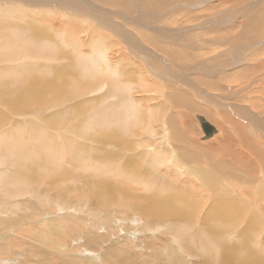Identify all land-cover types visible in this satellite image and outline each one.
Wrapping results in <instances>:
<instances>
[{
    "label": "rangeland",
    "instance_id": "obj_1",
    "mask_svg": "<svg viewBox=\"0 0 264 264\" xmlns=\"http://www.w3.org/2000/svg\"><path fill=\"white\" fill-rule=\"evenodd\" d=\"M40 1L42 0H35L34 3H31L26 0H9L6 3H4L2 6H0V9L3 8L1 12H4L3 13L4 16L2 15V13H0V22L4 24V26L2 27L0 26V40L2 42V45L0 46L1 57H8L11 55L13 51H17V49H15L16 46L12 45L14 41L17 39L14 37L16 35L11 29L17 28V30L21 31V33L24 36L28 37L31 36L32 34L33 30L30 29V26L33 25V28L39 31L38 34L40 36H38L37 39H39L41 36L44 35V33L42 32L48 33L49 35H51V37L54 38V42L58 46L59 51L64 52L66 54V55H62V57L65 56L63 59L74 61L75 53L73 50H71V46L75 41L78 42L81 41L80 42V44L82 45V48L80 49L81 52L89 53L91 46L88 45L87 41L90 34L92 33L95 35L96 34L105 35V37H108L107 39L109 42L110 41L114 42L112 44L107 42L108 47L106 46L107 48L106 53L108 58H110L111 62L109 61V63L111 66L115 63V60H117L118 57L121 58V50L119 49L121 42L118 41V37L117 38L114 37L113 35H111V33L110 35H107L103 32H101L100 34V32H96V31L94 32V30L91 31L92 29L90 27L85 28L83 27V24H79L78 21L76 22V20H78V17L72 16L73 18H76V20L75 19L69 20L68 19L69 17L67 15H64L63 12L59 10V7L68 5L67 2L60 3L57 0H56L57 2H55V0H51V2H49L50 4H44V3H39ZM130 1H131V6L126 5L127 6L126 8V6L123 5L124 9L119 7L120 1H116V3L118 2V4L115 6L112 4H105L99 2L97 6L100 9L107 8L108 15L113 14L112 18L116 20V23L117 21L120 22L121 25H122L121 22L127 21L126 20L127 18L122 19L120 15L118 16L117 13L113 11H117L118 13L120 12L123 18L127 17L125 15L129 13L128 15L132 16L133 20L141 21L146 24L150 22L148 25L151 27V29H149L148 32L152 33L153 35H156L155 37L153 35H150L154 38V39H150L152 43L147 42L145 38L143 39V37L141 36L143 30L138 32L128 26L129 28H131L132 32L136 35V37L141 39L142 42L140 41V46L142 47L143 51L147 52L150 49V51H153V53L155 52L158 53L159 51L155 47V41L158 42L159 44L163 43L162 46H167L169 48H174V49L176 48V50L179 53H183L185 58L186 57L187 58L183 60L181 56L179 62L174 63L175 65L177 64L178 66L180 65L179 68L178 67L175 68V65L171 63V60L169 58V60H166L168 66L172 67L175 70L174 71L172 69L175 73L181 72L179 73V75L183 76L184 81L188 80L187 82L190 83L194 82L192 84L194 86L195 85L197 86V87L195 86L196 91L201 88V90L203 89L202 91L204 92V93L200 92L198 94L197 93L198 91L196 92L195 90L190 88H189L190 91H188L187 90L188 87L185 88L186 84L183 85V83H178V82L177 84L170 82L167 84V86L163 85L162 83L165 84L163 77H160V79L157 78V80L161 81V86L159 84L160 83L159 81L157 80L154 81V78H152L153 82L151 81V83L159 87V89L157 90L155 89L150 91L146 90V92H143L134 89V92L130 93V95L135 97L136 100L139 99L142 102V103L140 102L139 105L140 108L143 109L142 106H144L143 110H147L148 108H154L153 111L147 110L148 113H150L148 114V116L155 113V115L153 114L151 117L148 118V124L143 128H141V130L139 131L137 137L139 138V141L142 143V139H144L148 143L147 144L148 148L151 149L153 148V145L156 146L158 144V141L162 137H164L162 136V132H164V128L165 131L169 129L168 128L169 120H170L169 124L171 123V120H175L177 124L179 123L178 125L180 126L181 133L185 134L184 131L185 128H183L184 124L192 125L191 120H193L196 125L195 122L196 117L194 115L204 116L200 112L191 113L187 109L178 108V107L176 108L175 106H173L169 101V99L166 98L169 95L168 93H170L169 89L172 88L173 90L175 89V91L176 89L179 90L177 91L178 94L182 93V94H187V96L190 95L191 98L193 99V102L199 104L205 110H209L210 112H212L210 116L214 122L211 123L216 127V129H219L217 126L222 125V129H224L225 131L226 130L230 131V133L234 136V141L235 144L237 145L236 153L237 154L240 153L241 155L248 156V158L252 162L246 164V168L239 166L235 170H233L234 168H232L231 172L224 171L222 168L216 165H218V162L220 161L225 162L223 160H227V161L230 160V157L227 156L228 149L226 150L225 147L221 144L218 145L222 148L220 149L221 151H217L213 154L208 150L206 153H204L201 150V148L203 149L211 148L212 145L209 144H214V143H215L214 145L218 144L219 140L224 136L222 129L220 130V133L223 136L221 135H220L221 137L217 136L209 144H202V143H200L199 145L194 144L195 140L199 142L198 138L200 136L197 135V133H199L200 131L199 129H196L195 134H193V138L190 139V142L193 141L192 146L188 145L189 143L185 141L182 142H176L173 140L171 141L173 142L171 146L174 149V151L176 149H180L183 153H187V154L190 153V155H192L194 159H196L194 160L195 162L192 161L193 163L190 162L186 164L179 160L177 161L174 158H167L166 161L167 164L170 162V159H172V161L174 160L176 164H179L181 167L183 166L188 169L191 168L189 171H187L186 169L185 172L183 173L180 172V174L177 173V168L175 170L172 168L166 170V166L163 168V165L161 166L159 165V167H157L156 170L154 169V166L151 167L152 165H148L145 156L140 155L139 156L140 159L136 157L138 159L137 162L139 165L141 162L143 166L146 164L145 167L150 166L149 169L146 170L147 172L150 173L148 175L153 177L162 175L160 178L163 179L162 181L163 183L159 179L157 180L160 182V184L161 183L164 184L161 186H163L166 191L173 192L174 190H172V188L174 187V188H178L182 193L186 194L185 196L192 197V201H191L192 206L194 203L195 206L194 209L197 208V210L193 209V212L191 211L190 212L191 214L190 213L188 214L189 216H191V218L194 217L192 218L193 223L192 221H190V224L188 225H178L179 227L181 226V228H178L177 225H175V222H177L178 219L183 217L185 219L187 217V216L185 217V215L182 217L180 216L174 217L173 215L165 216L164 218L157 217L153 220L151 218L142 217L140 215H139L140 217L136 218L134 217L136 213H132V211H129L128 209L117 208L115 206H111L110 204L108 205L106 204L105 206V203L104 205H101L100 202H97L99 200L96 198L97 196L94 195L93 193L81 194L78 191H76L75 193L78 194H74V193L71 194L69 191H71L72 186L65 181H63L65 183V186L64 183L61 186L60 185L58 186V184H55L54 182L56 187H51L52 189L51 191L47 187L49 185L47 184L48 182L45 184V181L47 180L45 181L39 180L37 184L34 185L31 184L26 186L24 193L22 191L24 188L23 184L19 186L20 188H16V185H14L12 186L13 189H10L9 186L10 183H8L7 185L9 186L8 188L7 186H5L6 183L0 182L1 185L0 211H2V213L3 211H5V209L7 210V208H9L7 205L12 204V202L15 201L16 197H19L17 199V202L22 200H28V203L21 202L19 206L15 204V206H18V208L15 207V209H12L14 211L13 215L15 216L13 218H16L17 220H15L12 225H8L9 224L8 221L5 218H1L2 216L0 214V219L2 220V221L0 220V236L5 238L6 234H4V232H9L8 234L9 235L12 234L13 236V239H4L2 242H0V264H206L207 262L210 261L212 262L208 264H214V263L227 264L228 262H229L228 264H232V263L235 264L236 262L237 263L247 262V264H258L260 262L259 264H264V260H263L264 251L262 254H260L263 249L259 248L260 245H262L260 247L263 248V241H264V200H262V202L260 200L259 202L261 196H264V165L263 164L261 165L260 162H257L258 157L255 158L253 154L249 155L250 153L248 154L247 152L248 149H245L243 145H241L243 148L240 146L241 143L239 136L241 135L240 127L243 128L244 132H247L246 126H248V128L253 127L255 130L261 129V134H264L263 131L264 130L263 129L264 128L263 127L264 126V88H263L264 33L262 32V30L260 32L263 34L253 33L254 30L260 29V26L264 24V0H155V1L152 0V3L154 2L156 4V6L152 8L155 11L146 10V9L141 10L142 4L140 2L142 3L145 2V4H147L146 1L148 0H130ZM25 3H28V5L25 6ZM135 5L140 6V8L136 7ZM6 6H9L10 9L9 10H7L8 8L5 9L4 7ZM163 6L166 8H164ZM157 7L159 8L157 9ZM12 10L15 13H13ZM89 11L90 10L86 11L88 16L95 17V15L93 16L90 15ZM157 11L159 14L157 13ZM107 13L105 14L107 15ZM18 14H23V15L20 16L19 18H16V16H19ZM258 14L262 15L261 18L262 20H253L252 16H256ZM138 16L140 20L137 18ZM157 18H159V20ZM82 22L84 23L85 21ZM63 28H66L65 33L69 35L68 36L69 38L67 39L60 38V35L64 30ZM105 28L111 31L110 25H106ZM157 29H159V31ZM5 30H7L8 33L11 35L7 42H5V39L7 38L4 33ZM118 34H119V30H118ZM244 35L250 38H245ZM119 36L122 37L124 36V34L121 33ZM235 40L237 41L235 42ZM234 47H237L239 49H235ZM146 48L148 50H145ZM29 54L32 53L29 52ZM125 55L129 56L127 53H125ZM31 56L33 58L35 56V59L37 60L38 59L44 60L43 59L44 57H49V56L50 57H60V56L58 55L55 56L54 54L51 55L44 54L42 56H36L32 54L29 57H27L25 60L22 59L24 57L22 55L16 54L14 56L26 63L27 67L25 68L23 74L26 75L27 79L37 80L41 78L43 81L50 80L45 69V68L50 69L51 68L49 66L50 64L44 63V64H39L38 66H31L28 64V59L31 58ZM129 58L131 61L129 60L126 63V66L123 67L125 73L129 71L130 68V66H127V64L130 65V63L136 62L134 57L133 59L131 57ZM151 58L154 59V56ZM8 62L11 63L12 60H9ZM6 64L7 63L0 61V67H1L0 69H3L2 67L6 66ZM137 64L140 65L139 62ZM26 65H22V66H26ZM170 65H173L174 67ZM52 66H57V65H52ZM66 66L67 67L69 66L68 69ZM66 66H64L66 67L64 69L68 71L70 70V68L73 67L71 63L66 64ZM6 67H9L10 69L11 67L15 68L13 65H11L10 67L9 64ZM19 67H21V65H19ZM52 69L53 71H55L54 67H52ZM30 70L33 71L32 74ZM56 70H58L57 73L60 72L59 69ZM2 72L3 71H0V75H2ZM236 74H239L237 75V80L234 77ZM51 75L52 77H54V79L56 78V76H54L55 74H51ZM2 76L4 78L0 79V115L2 114L3 117L0 121L1 122L0 126H2V128L0 127V131L1 132L3 131L5 134L4 136H0L1 139H3L5 135H11V134L12 135L10 137L14 138V140L15 138L18 137L22 138V136L25 138V133H28L30 136H33V134H36L35 133L37 131L36 129L40 127L39 123L41 125L40 128L42 130H43L42 127H46L55 132H59L64 128L75 126L76 124L77 125L82 124V121L85 119V117L90 116L88 112H90L91 109L100 106L98 104L95 105V103H93L96 102L95 101L96 97L100 95V93L97 90L99 89L98 86L101 83L98 82L96 87L95 86L91 87L98 89L90 90V94H95V95L90 96L88 90L83 91V94H79L78 91L75 90H71V91L67 90L68 92H65L66 94H61L62 100L59 102H51L52 98H47L46 102H49L47 105H45L46 103L43 105L42 102L40 105L41 107L38 105H32L33 107L27 106V108L24 110L19 108L18 112H15L12 109L14 107L10 106L9 105L10 103L8 104L9 99L7 98V96H9L10 90L5 85L3 86L4 82H8L9 84V81H11V77L10 75H2ZM19 77L21 78L22 76ZM197 77L199 78L202 77L203 79L208 80L210 83H213L215 87L216 86L217 87L216 88L213 87L210 88L206 86L204 87V85L201 82L198 83L195 80ZM104 81L106 82V80ZM214 81H217V83H215ZM70 83L71 80L68 79V77L62 80H58V84L60 87L64 84H70ZM178 85L180 88L178 87ZM182 85L183 87L185 86L184 87L185 89L181 88ZM7 89L9 92L7 91ZM229 91L233 94H231V97L228 96L229 98L228 97L225 98V100L232 103L227 104L226 101H221L220 99L225 97L229 93ZM158 93H161L162 96H160ZM211 98H214V101H216V103L218 104L217 106H215L212 102L208 100V99L211 100ZM11 100L12 99H10V101ZM32 100L33 99H30L28 100V102ZM42 100L43 99H41V101ZM102 101L103 100H101L100 102ZM82 103H84L82 107H77V105ZM144 103L146 104V106ZM88 104H93V107H91L90 109L88 108L87 111ZM224 105H228L229 107L226 106L225 109ZM233 105H235L234 107H236L237 110L236 108L233 107ZM71 107H73L74 109L73 115H72V111L70 110ZM211 107H214L213 108L214 110L210 109ZM217 107L218 109H216ZM63 110H66L65 111L66 114L64 115L66 118L64 122L62 124L60 123L59 125L58 123L57 125L54 124L53 122L55 121V117L57 115L62 116ZM34 112H36L37 114ZM245 114L246 115L248 114L249 119L244 117L246 116ZM223 116H229L231 118V122L229 123V125L225 124V120ZM253 116H254V120H253ZM256 117L257 120L259 119L258 122L260 125L258 124ZM242 120H244L245 122H243ZM162 121L165 123L164 128L163 127L161 128L159 126L161 123H163ZM33 123H35V125ZM29 124L30 126L28 127ZM15 126H19V129H21L22 132L17 130ZM191 127L193 128V125L190 126L189 128ZM152 129L154 130L153 135L152 134L148 135V133ZM44 131L47 136H49L52 140L54 139L53 141L54 143L56 142L55 143L56 145H59V142L55 141L56 137L54 138L49 134V130L44 129ZM99 134L101 135L102 133H98L97 135L100 136ZM136 134L137 133H135V135ZM86 136H87L86 134L80 136L81 140L85 142V145L87 147L89 146L91 148H94L95 146L92 143V141H90L91 143L88 141L90 137H86ZM147 136L148 137L151 136V138H154L156 141L154 140L150 142ZM187 136L188 135L186 134L184 138L186 139ZM257 136L259 137L260 135ZM85 137L88 139L85 140L84 139ZM259 138L262 139L264 137L260 136ZM123 139L126 142L129 141L124 136ZM252 139L258 143V146L262 148L261 150H264V145H263L264 139L261 140L257 138L255 140L253 137ZM248 140L250 141V139ZM27 143L26 140L23 141L22 148L27 154H30ZM114 143L117 144L116 142ZM33 144L35 143L33 142ZM62 146L64 147L63 144ZM155 146H154V151L160 147V146L158 147V145L156 147ZM103 148L104 147L100 149L98 148H94V149L103 151L104 150ZM142 148L143 146L139 147L137 152L141 153L140 151H142ZM148 152L150 153V151ZM170 152L171 151H169L168 154H170ZM234 152L235 151H233L232 153L234 154ZM67 153L69 156L67 159L65 158L62 159V163L66 164L65 166H72L73 163L71 161L72 159L71 157L73 153L70 150H67ZM97 153H98L97 155H99L98 157L103 158V155H100L99 152ZM65 160H67L68 162H66ZM14 164H16V162H14ZM129 165L130 163L129 164L125 163V167L127 166L126 168H128ZM156 166L157 165H155V167ZM252 166L254 167V169H252L253 168ZM196 170H201L202 172L200 174V176H202L201 178L200 176H198V179H195L193 177L194 173H196ZM13 171L14 170H12V173ZM229 174L237 180L234 181L218 180L220 177L229 176ZM141 175H143L142 171H141ZM253 175H255L256 177ZM77 176L79 175L77 174L73 175L72 179H74V177L76 178ZM134 176H136L135 171H134ZM216 177L218 179H216ZM112 179L113 181L116 179L115 181L119 186H121L124 189H128L132 192L137 193V192H142L144 190L143 187H139V188L133 187L132 186L133 182L129 184L125 178H124L125 181L123 179H122L123 181H120L119 178L111 177L108 178L107 180L105 179V181ZM180 186H182L181 189ZM222 186L224 187L222 188ZM260 186L262 187V189H260L261 188ZM3 188L5 189L3 190ZM150 191H154V190H150ZM2 193L5 195H3ZM143 193L147 194L144 191ZM262 193L263 195H261ZM248 194H252L253 196L251 195V198L249 199ZM9 195L11 196V198L9 197ZM84 195L85 196L88 195V196L85 197ZM245 196H248L246 197L247 199L245 198ZM37 197L38 199L40 198L44 199L45 203H42V205L40 204V206H37L36 204ZM213 197H215L216 199ZM222 197L224 198V200L222 201L219 200V203L217 204L218 199H221ZM245 199L247 201H245ZM228 201L233 202L231 211L233 214H235L234 217L237 216V218L235 219L242 218V222L235 225L234 227L229 226L230 224L228 223H231V221L226 219L225 217L228 216L231 213V211L226 213V211L224 212L222 210L223 207L228 205L227 204ZM249 201L250 202L252 201L251 205L249 204ZM129 202H132L135 205L136 201L129 200ZM30 206L34 207L33 210L32 209L28 210V207ZM213 206L215 209H213ZM128 207L130 210H133L134 208L129 205ZM68 208H70L68 210L69 213L68 212L66 213V210ZM210 208H212L214 211L211 210ZM16 209L19 212L16 211ZM236 211L239 212L240 214L239 213L237 214ZM194 212L195 213L197 212L196 214L199 215L196 216ZM154 213L156 214V212ZM219 214H221V216H224L225 214L222 220L223 222L222 224L219 223V221L221 220ZM47 215L48 217H46ZM65 215L67 216L66 219H65ZM204 217L206 218V221L204 220L205 219ZM248 217L249 218L253 217L254 219L253 222H249ZM134 218H136L135 221ZM215 218L218 220L217 222L220 227H223V229L225 227V233L221 236V239L223 240V244L220 245L221 247H218L219 249L217 248V251L215 250L217 255L214 253L206 254L203 250H201L203 246L202 243H200L199 239L207 236L208 229L211 230L210 225H213L211 223L214 224L217 223V222H213V220L215 221ZM227 218L231 219L230 215ZM41 219L42 221H44V223H48L47 226H49L50 223L49 221L51 219L52 221L60 220V222H62L63 230H61V233H63L64 235L60 236L59 234L56 235L51 234L53 237H55V239L52 240L53 242L50 243L53 244L51 246L49 244L47 245L48 242H46V240L44 241V243L43 242L39 243L36 240H32V237L29 238L30 237L29 233L26 234L27 231L33 233L34 235L39 233V229H40L39 227H41V225H46L42 223ZM130 219L132 221H130ZM116 221L119 222L117 227L115 228L114 226H112V224L114 223L115 225ZM148 221H150L151 223ZM226 221L228 223H226ZM55 224L58 227V223L55 222ZM249 225L251 228L249 227ZM18 226H21L22 228L20 229H24V230H20ZM49 227H53V225ZM251 232L252 234H250ZM86 235L89 236V239L88 237H86ZM192 235L195 238L193 239L195 241L193 240L189 241L190 238H192ZM62 238H65V240L60 241ZM215 238L216 237H214L213 239ZM198 245L200 246V248ZM257 245L258 247H256ZM66 247L68 248L66 249ZM64 248L66 250H63ZM218 254H220V256ZM209 256L210 257L213 256V258H211L210 260ZM228 256L230 260L229 261L226 260L227 262L225 261L224 263L223 260L227 259ZM236 256L240 261L239 260L235 261L233 257ZM204 260H206V262H203ZM105 261L108 263H106Z\"/></svg>",
    "mask_w": 264,
    "mask_h": 264
},
{
    "label": "bare ground",
    "instance_id": "obj_2",
    "mask_svg": "<svg viewBox=\"0 0 264 264\" xmlns=\"http://www.w3.org/2000/svg\"><path fill=\"white\" fill-rule=\"evenodd\" d=\"M7 1H9V0H0V6H2ZM26 1L31 2V3L35 2V0H26ZM57 1H59L60 3H62V2L68 3V5L59 7V10H61L64 15H67L69 17L68 18L69 20L70 19L76 20V18H73L72 16L78 17V20H76V22L78 21L79 24H83V27H85V28L90 27L92 29L91 31L94 30V32L95 31L100 32V34H101V32H103L107 35H110V33H111V35H113L114 37H116V38L118 37V41L121 42V44L119 46L120 47L119 49L121 50V58L118 57V59L115 60V63L112 66L110 65V63H109L110 58H108L107 53H106V51H107L106 46L108 47L107 42H109V41L107 39L108 37H105V35H97L96 34L97 35L96 36L93 33L90 34L88 41H87L88 45L91 46L89 53L81 52L80 51V49L82 48V45L80 44L81 41H79V42L75 41L71 46V50H73L75 53V59H74V61H71V60L63 59L65 56L62 57V55H66V54L64 52L59 51L58 46L54 42V38L51 37V35H49L48 33L42 32V33H44V35L41 36L39 39H37V37L40 36L38 34L39 31L35 30L33 28V25L30 26V29L33 30L32 34H31V36H28V37L24 36L21 33V31L17 30V28L11 29L16 35L14 37L17 40H15L12 45L16 46L15 49H17V51H13L11 53V55L8 57H1V54H0V61L7 63L6 66L9 64L10 67H11V65H13L15 68L11 67V69H10L9 67L4 66V67H2L3 69H0V71H3L2 75H10V77H11V81H9V84H8V82H4L3 86L5 85L10 90V94H9V96H7V98L9 99L8 104L10 103L9 105L14 107V108H12L13 111L18 112L19 108L24 110L27 108V106L33 107L32 105L40 106L42 102H43L42 103L43 105L45 103H46L45 105H47L49 103V102H46L47 98H52L51 102H59L62 100L61 94H66L65 92H68L71 90L78 91L79 94H83V91L88 90L89 95L92 96L95 94H90V90H94V89L97 90L98 88L99 89L97 91L100 93V95H98L96 97V99H95L96 102H93V103H95V105L98 104L100 106L99 107L94 106L95 108L91 109L90 112H88L90 116L85 117V119L82 121L83 125L82 124H80V125L76 124L75 126H70V127L64 128L63 130H60L59 132H55V131L50 130L46 127H42L43 128V130H42L40 128L41 125L39 123L40 127H38L36 129L37 130L35 132L36 134H33V136H30L28 133H25V138L22 136V138L18 137V138H15V140H14V138L10 137L12 134L11 135H5V137H3V139L0 138V160H1L0 161V182L6 183L5 186H7L8 183H10V185H9L10 189H13L12 186H14V185H16V188H20L19 186L23 184L24 188L22 191L24 193L26 186L31 185V184H33V185L37 184V182L39 180H44V181L47 180V181H45V184L48 182L47 184H49V185L47 187L51 191H52L51 187H56L55 184H58V186L59 185L61 186L64 183L63 181H65L69 185L72 186V187L70 186L72 189H71V191H69L71 194H73V193L78 194V193H75L76 191H78L81 194L93 193L94 195L97 196L96 198L99 200L97 202H100L101 205H104V203H105V206H106V204L107 205L110 204L111 206H115L117 208L128 209L129 211H132V213H136L135 216L132 215L136 218L142 216V217L151 218L153 220L157 217L158 218L159 217L164 218L165 216H171V215H173L174 217L175 216L182 217L185 215V217L186 216L187 217L185 219H184V217L178 219V221L175 222V225H177L178 228H181V226L179 227L178 225H188V224H190V221H192V223H193L192 218H194V217L191 218V216H189V214H188L191 211L193 212V209L195 207L194 203L192 206V202H191L192 197L191 196H185L186 194L182 193L178 188H174V187L172 188V190H174L173 192L172 191H170V192L166 191L165 188L163 186H161V185H164V184H162L163 179L160 178L162 175L161 176L158 175L156 177L148 175L150 173L147 172L146 170H148L150 166L145 167L146 164L143 166V164L141 162L139 165L137 162V160H138L137 158H139L140 155L145 156L146 162L148 163V165H152L151 167L154 166V169H156V170H157V167H159V165L160 166L163 165V168L166 166V170H169L171 168L175 170L177 168L178 174H180V172H182V173L185 172L186 169H187V171H189L191 168L188 169V168L183 167V166L181 167L179 164H176V162L174 160L172 161V159H170V162L168 164L166 161H167V158H174L175 160H177V161L179 160V161L184 162L186 164H188L192 161L195 162L194 160H196V159H194V157L192 155H190V153L189 154L183 153L180 149H176L174 151V149L171 146V144L173 142H171V141L172 140L176 141V142L185 141V142L189 143L188 145L192 146L193 141L190 142V139L193 138V134H195L196 129H199L200 131H199V133H197V135L200 136L198 138L199 142H197L196 140L194 142V144H196V145H199L200 143L209 144L217 136L221 137L224 135L219 140L218 144H216V145H214L215 143L209 144V145H212L211 148H205V149L201 148V150L204 153H206L208 150L212 154L217 152V151H221L220 149H222V148L220 146H218L221 144L225 147L226 150L228 149L229 151L227 150V156L230 157V160H228V161L223 160L225 162L220 161V162H218V165H216V166H219L220 168H222L224 171H230L231 172L232 168H234L233 170H235L239 166L246 168V164H249L252 161L248 158V156L241 155L240 153L239 154L236 153L237 152L236 151L237 145L235 144L234 136L230 133V131H228V130L225 131L224 129H222V125L217 126L219 129H216V127L211 123V122H214L210 116L212 114V112H210L209 110H205L202 106L193 102V99L191 98L190 95L187 96V94H182V93L178 94L177 91H179V90L176 89V91H175V89L173 90L172 88H170V89L168 88L170 90L169 91L170 93H168L169 98H168V96L166 98L169 99V101L171 102V104L173 106H175L176 108L178 107V108L187 109L191 113L200 112L201 114H203L205 116V118L202 115H194L193 114L196 117V120H195L196 125H195L193 120H191V123L193 125V128H195V129H193L192 127L189 128L190 126H192L190 124L189 125L184 124L183 128H185V130H184L185 134L181 133L180 126L178 125L179 123L177 124L175 120H171L170 124H169L170 120L168 121V128L169 129H167V131H165V128H164L165 123L162 121L163 123H161L159 126L161 128L162 127L164 128V132H162L163 130L161 131L162 136H164V137H162L160 139L161 141L160 140L158 141L157 145H158V147L159 146L160 147L154 151L155 145H153V148H151L152 149L151 150L150 148H148V146H147L148 143L144 139H142V143H141L139 141V138H137L139 131L141 130V128H143L144 126H146L148 124V118L151 117L153 114L155 115V113H153L152 115L148 116V114H150V113H148L147 110L153 111L154 108H148L147 110H143L144 106H142L143 109H141L139 106L141 101L139 99L136 100V98L131 96L130 93H133L134 89H136L137 91H143V92H146V90L150 91V90H154V89L155 90L159 89V87L154 85L153 83H151V81H152V78H154V81H155V80H157V78L160 79V77L164 78L165 84L162 83L163 85L167 86V84L170 82L174 83V84H177V82H178V83H183V85L186 84V87L185 86L184 87L185 88L188 87L187 88L188 91H190V89H193L196 91V88H195L196 85L194 86L192 84L194 82L190 83V82H187L188 80L184 81L183 76L179 75V73H181V72L175 73L174 72L175 70L172 67H169L167 64V61H166V60H169V58H170L171 63L173 65H175L174 63L179 62V59L181 58V56H182L183 60H185L187 57L185 58L184 54L179 53L176 50V48L174 49V48H169L167 46H162L163 43L159 44L156 41H155V47L159 51L158 53H156V52L153 53V51H150V49L148 50L147 48L145 50H148V51L144 52L142 47L140 46L141 39L136 37V35L132 32L131 28H133L134 30H136L138 32L143 30L141 33V36L143 37V39L145 38L147 42L152 43V41L150 39H154V38L150 35H153V34L148 32L149 29H151V27L148 25L150 22L148 24H146V23L141 22V21L133 20L132 16L128 15L129 13H127L125 15L127 17L123 18L122 15L120 14V12L118 13L117 11L112 10L113 12H116L118 16L120 15V17L122 19L127 18L126 19L127 21L121 22L123 25L122 26L120 24V22L117 21V23H116V20L112 18L113 14L108 15L107 8L100 9L97 6L98 2L99 3H105V4H112L115 6L118 4V2L116 3V1H120L119 7L124 9V6H126V5L131 6L130 0H65V1L57 0ZM57 1L55 0V2H57ZM149 1H151V2H149ZM49 2H51V0H42L39 3L50 4ZM146 2H147V4H145V2H143V3L140 2L142 4L141 10L146 9V10L155 11L152 8H154L156 6V4L154 2L152 3V0H148ZM134 4H136V3H134ZM27 5H28V3H25V6H27ZM46 7H49V6H46ZM136 7L140 8V6H138V5ZM4 8L5 9L8 8L7 10L10 9L9 6H6ZM126 8H127V6H126ZM158 8L159 7H157V9ZM164 8H166V7H164ZM2 10H3V8L0 9V13H2V15L4 16V14H3L4 12H1ZM88 10H90L89 11L90 15H92V16L95 15V17L88 16V14L86 13V11H88ZM12 12L15 13L13 10H12ZM131 12H132V9H131ZM105 13H107V15ZM149 13H151V12H149ZM157 13H158V11H157ZM18 15L19 16H16V18H19L23 14H18ZM252 17H253L252 18L253 20H262L261 19L262 15H260V14H258L256 16H252ZM137 18L139 19V16ZM157 19L159 20V18H157ZM82 21H85V22L83 23ZM137 22H139V23H137ZM106 25H110V29L113 33L111 31H109L107 28H105ZM0 26L2 27V26H4V24L2 22H0ZM124 26H127V27H124ZM128 26L131 28H129ZM63 29L64 30L61 33L60 38L61 39L69 38L68 37L69 35H67V33H65L66 28H63ZM118 30H119V34H118ZM157 30L159 31V29H157ZM261 30L264 33V31H263L264 30V24L260 26V29L254 30L253 33L263 34L260 32ZM83 31H85V30H83ZM127 32L129 35L127 34ZM257 32H259V33H257ZM4 33L7 37L5 39V42H7L11 35L8 33L7 30H5ZM121 33H123L124 36H122V37L119 36ZM153 36L155 37L156 35H153ZM244 37L250 38V37H247L245 35H244ZM83 38H85V37H83ZM137 39H139V40H137ZM236 41L237 40H235V42ZM242 41H244V40H242ZM189 42H191V41H189ZM109 43L112 44L114 42L110 41ZM1 45H2V42L0 40V46ZM234 48L239 49L237 47H234ZM22 50H24V51H22ZM29 52H31L33 55H36V56H42L44 54H49V55L54 54L55 56H57V55L60 56V57H50V56L44 57L43 58L44 60H39V59L37 60V59H35V56H34V58L31 56V58L28 59V64L31 66H38L39 64H44V63L50 64L49 65L51 67L50 69L45 68L46 73L49 76L50 80L43 81L41 78H39L37 80H31V79L29 80V79H27L26 75L23 74L27 65L24 61L14 57V56L16 54L22 55L25 57V58L23 57L22 59L25 60L27 57L32 55V54H29ZM125 53H127L129 56H126ZM28 54H29V56H28ZM181 54H183V55H181ZM149 55H150V57H149ZM153 56H154V59L151 58ZM129 57H131L132 59L134 57L136 62L130 63V65L127 64V66H130V68H129V71H127L125 73L123 70L124 69L123 67H125L126 63L130 60ZM54 58H56V59H54ZM13 59H16V60H13ZM9 60H12V62L11 63L8 62ZM138 62L140 65L137 64ZM143 62L145 65L143 64ZM68 63H71V65H73V67L70 68L69 71L64 69L67 67L66 64H68ZM19 65H21V67H19ZM22 65H26V66H22ZM52 65H57V66H52ZM173 65H170V66H173ZM64 66H66V67H64ZM179 66L177 64V65H175V68L176 67L179 68ZM52 67H54L55 71H53ZM68 67H67V69H68ZM230 67H231V65H230ZM56 69H59L60 72L57 73L58 70H56ZM43 71H45V70H43ZM30 72H31V74L33 73V71H31V70H30ZM51 74H55L54 76H56V78L54 79V77H52ZM195 74H197V73H195ZM2 75H0V79L4 78ZM237 75H239V74H236L234 76L236 78V80H237ZM19 76H22V77L20 78ZM66 77H68V79L71 80V83L70 84H64L60 87L58 84V80H62ZM104 80H106V82ZM195 80L198 83L201 82L204 85V87L205 86L210 87V88L211 87H213V88L217 87V86L215 87V85L213 83H210L208 80L203 79L202 77H200V78L197 77ZM157 81L160 82L159 84L161 86V81L160 80H157ZM98 82L101 83L98 86V88H91L93 86L96 87ZM214 82L217 83V81H214ZM183 85L181 88L185 89L183 87ZM178 87H179V85H178ZM263 88H264V86H263ZM8 89H7V91H8ZM202 90L200 88L199 90H197L198 92L197 91L196 92L199 94L200 92H203ZM224 92H225V90H224ZM197 93H195V94H197ZM229 93L220 100L226 101L227 104L232 103V102H228L227 100H225V98H227L228 96L231 97V94H233L230 91H229ZM158 94L160 96H162L161 93H158ZM86 95H88V94H86ZM10 99H12V100L10 101ZM30 99H33V100L28 102V100H30ZM41 99H43V100L41 101ZM101 100H103V101L100 102ZM208 100L210 102H212L215 106L218 105L216 103V101H214V98H211V100L210 99H208ZM83 105H84V103L77 105V107H82ZM145 106H146V104H145ZM224 106L226 109V106H228V105H224ZM234 106L235 105H233V107ZM91 107H93V104H88L87 105V111H88V108L90 109ZM153 107H154V105H153ZM213 108L214 107H211L210 109L214 110ZM234 108H236V107H234ZM216 109H218V107ZM70 110L72 111V115H73V113H74L73 107H71ZM236 110H237V108H236ZM65 111L66 110H63L62 116L57 115L55 117V121L53 122L54 124L57 125V123H58V125H59L60 123L62 124L64 122V120L66 118L64 116L66 114ZM34 113H36V112H34ZM29 114H31V113H29ZM38 114H40V113H38ZM251 116H252V114H251ZM2 117L3 116L1 114L0 115V121H1ZM199 117H203L205 119L206 123H208L210 126H212L214 131H216V134L207 140L203 139L204 134L202 132ZM244 117L249 119L248 114ZM34 118H36V117H34ZM223 118L225 120V124L229 125V123L231 122V118L229 116H223ZM253 120H254V116H253ZM256 120H257V117H256ZM258 120H257V122H258ZM242 121L245 122L244 120H242ZM25 122H27V121H25ZM186 122H187V120H186ZM222 123H224V122H222ZM33 124L35 125V123H33ZM258 124H259V122H258ZM29 126H30V124L28 125V127ZM31 126H33V125H31ZM261 126H263V125H261ZM0 127L2 128V126H0ZM15 127L17 130L22 132V130L19 129V126H15ZM133 128H135V129H133ZM44 129L49 130V134L51 136H53L54 138L56 137L55 141H58L59 145H56L55 144L56 142L54 143V141H53L54 139L52 140L49 136L46 135ZM221 129L223 130V135H221V133H220ZM240 129H241V135H239L240 136V143H241L240 146L243 145V147L245 149H248L247 152H248V154L250 153L249 155L253 154V156H255V158L258 157L257 162H260L261 165L262 164L264 165V153H263L264 150H261L262 148H260L258 146V143L252 139V137L255 140L257 138L261 139V138H259L260 136L264 137V134H261V129L255 130L253 127L248 128V126H246L247 132H244L242 127H240ZM256 129H257V127H256ZM153 131H154L153 129L150 132L148 131L149 132L148 135H151V134L153 135ZM225 132H226V134H225ZM98 133H102V134L101 135L99 134L100 136H98L97 135ZM135 133H137V134L135 135ZM4 134L5 133L3 131L2 132L0 131V136H4ZM85 134L87 135L86 137H90L88 141L89 142L92 141V143L95 146L94 148L100 149V148L104 147L103 148L104 150L102 151V150H97V149L91 148L89 146L87 147L85 145V142L83 140H81V137H80V136H83ZM186 134L188 135L187 138L189 140L187 138L186 139L184 138V136ZM257 135H260V136L258 137ZM17 136H18V134H17ZM123 136L126 137L129 141H127V142L124 141ZM86 137L84 138L85 140L88 139ZM148 138H149L150 142L155 140L154 138H151V136H149ZM248 139H250V141ZM262 139H264V138H262ZM25 140H26V143L28 142L27 144H28V149H29L30 154H27L22 148L23 141H25ZM33 142L35 144H33ZM114 142H116L117 144H115ZM135 142H136V144H135ZM62 144L64 145V147L62 146ZM141 146H143V148H142V151H140L141 153H139L137 151H138L139 147H141ZM205 147H207V146H205ZM67 150H70L73 153L72 157H71L72 158L71 161L73 163L72 166H65L66 164L62 163V159H64V158L67 159L69 156L67 153ZM1 151H3V152H1ZM148 151H150V153ZM169 151H171L170 154H168ZM233 151H235L234 154L232 153ZM97 152H99L100 155H103V158L98 157L99 155H97L98 154ZM215 156H216V154H215ZM65 161L68 162L67 160H65ZM14 162H16V164H14ZM124 162L126 164L130 163V165H129L130 168L128 167L129 169L126 168L127 166L125 167ZM257 162H255V163H257ZM155 165H157V166L155 167ZM68 167H70V168H68ZM160 168H162V167H160ZM252 169H254V167ZM12 170H14L13 173H12ZM134 171L136 173V176H134ZM141 171H142L143 175H141ZM201 173H202L201 170H196V173H194L193 177L195 179H198V176H200ZM222 173H223V171H222ZM75 174H77L79 176H77L76 178L74 177V179H72L73 178L72 176ZM253 176H255V175H253ZM111 177L119 178L120 181H123L125 178L129 184L133 182V184H132L133 187H135V188L136 187H138V188L143 187V189H144L143 191L146 192L147 194H144L143 191L135 193V192H132L128 189H124L117 184V182L115 181L116 179L114 181H113V179L105 181V179L107 180L108 178H111ZM150 177H153V178H150ZM201 177L202 176H200V178ZM157 179H159L162 183L160 184V182ZM216 179H218V178L216 177ZM218 180H220V181L233 180L234 181L237 179H235L233 176H231L229 174V176L220 177ZM68 181H70V182H68ZM54 182H55V184H54ZM217 183H218V181H217ZM52 185H54V186H52ZM171 185H172V183H171ZM9 186H7V187L9 188ZM64 186H65V183H64ZM181 187L182 186H180V189H181ZM223 187L224 186H222V188ZM4 189L5 188H3V190ZM260 189H262V187ZM150 190H154V191H150ZM20 191H18V192H20ZM56 191H54V192H56ZM253 191H254V189H253ZM1 192H3V191H1ZM151 194H154V195H151ZM252 194H248L249 199L251 198ZM3 195H5V194H3ZM261 195H263V193ZM86 196H88V195H86ZM9 197L11 198L10 195H9ZM80 197H82V196H80ZM219 197H221V196H219ZM246 197H248V196H245V198ZM18 198L19 197H16L15 201H13L12 204L7 205L9 208H7V210L5 209V211H3V213H2V211H0V214L2 216L1 218H5L9 223L8 225H12L14 223V221L17 220L16 218H13L15 216L13 215L14 211L12 209H15V207L18 208V206L21 202L28 203V200H22V199H20L22 201L17 202ZM213 198H215V197H213ZM222 198L218 199L217 204L219 203V200H221V201L224 200V198L223 199ZM246 199H245V201H247ZM5 200H7V199H5ZM34 200H36V199H34ZM129 200H135L136 201L135 205L132 202H129ZM260 200L262 202V200H264V196H261V198L259 199V202H260ZM252 201L251 202L249 201L250 205L252 204ZM10 202H8V203H10ZM228 202H227L228 205H226L225 207L222 208V210L224 212L226 211V213L230 212L232 209V206H233L232 201L231 202L228 201ZM2 203H4V202H2ZM42 203H45V200L41 199V198L38 199V197H37V203H36L37 206H40V204L42 205ZM15 204L18 206H15ZM195 204H196V202H195ZM128 205L131 207H134L133 210H130ZM241 205H242V203H241ZM33 208H34L33 206H30V207H28V210H30V209L33 210ZM69 209L70 208H68L66 210V213L67 212L69 213V211H68ZM210 209L213 210L215 208L213 206V209L212 208H210ZM219 209H218V211H219ZM194 210H197V208ZM222 210H221V212H222ZM16 211H18V210L16 209ZM154 212H156L157 215ZM80 213H81V211H80ZM231 213H232V211H231ZM231 213L230 214L228 213L230 215L231 219L227 218L229 215L225 216V214H224V216L226 217V219L231 221V223H228L227 222L228 220H227L226 223L230 224L229 225L230 227H234L235 225L242 222V218L235 219V218H237V216L234 217L235 214H233V213L231 214ZM238 213L239 212H237V214ZM198 215L196 214V216H198ZM224 216H221V214H219V217L221 218V220L219 219L220 220L219 223H221V224L223 223L222 220H223ZM46 217H48V215ZM66 217L67 216L65 215V219H66ZM246 217H244V218H246ZM136 218H134V221ZM204 220L206 221V218ZM248 220H249V222H253L254 219H253V217H250ZM41 221H42V219H41ZM130 221H132V220L130 219ZM217 221L218 220L216 218H215V221L213 220V222H217ZM49 222H50L49 226L53 225V227L47 226L48 223H44V221H42V223H44L46 225H41V227H39L40 228L39 233L34 235L33 233L27 231L26 234L29 233L30 234L29 238L32 237V240H36L39 243H42V242L44 243V241L46 240V242H48L47 245L48 244L50 246L53 245V244H50L53 242L52 240L55 239V237H53L52 235L59 234L60 236H63L64 234L61 233V230H63L62 229L63 226H62V222H60V220L52 221V219H51ZM55 222L58 223V227L55 224ZM118 222L119 221H116L115 225L112 222L113 223L112 226H114L116 228L118 225ZM148 222H150V221H148ZM64 224H65V222H64ZM211 224H213V225H210L211 230L208 229L207 236L199 239L200 243H202V246H203L201 248V250H203L206 254H212V253L216 254L217 248L221 247L220 245L223 244V240L221 239V236L225 233V227H224V229H223V227H220L218 225V222L215 224L214 223H211ZM148 225H149V223H148ZM249 227H250V225H249ZM18 228L20 229L22 227L18 226ZM20 230H24V229H20ZM253 230H255V229H253ZM8 233L9 232H4V234H6V236L4 235L5 238L0 236V242H2L4 239H13L12 234L9 235ZM204 233H206V232H204ZM250 234H252V232ZM89 236H90V234H89ZM89 236L86 235V237H88V239H89ZM214 237H216V238L213 239ZM193 239H195V238L192 235V238H190L189 241H192ZM63 240H65V238H62L60 241H63ZM193 241H195V240H193ZM246 241H248V240H246ZM255 241H257V240H255ZM260 246H262V245H260ZM260 246H259V248H261L263 250L261 251V253L259 251L258 252L260 254H262L264 251V241H263V248ZM256 247H258V245ZM67 248L68 247H66V249ZM199 248H200V246H199ZM66 249L64 248L63 250H66ZM255 251H254V253H255ZM220 254H218V255L220 256ZM206 256H208V255H206ZM213 256H211V257L209 256L210 260H211V258H213ZM229 256L227 259L223 260L224 263L226 260L227 261L230 260ZM233 258L235 259V261L239 260L237 258V256L233 257ZM206 260H204L203 262H206ZM218 261H219V259H218ZM210 262H212V261H210ZM210 262H207L206 264H208ZM106 263H108V262H106ZM237 264H247V262L246 263L245 262H238Z\"/></svg>",
    "mask_w": 264,
    "mask_h": 264
},
{
    "label": "water",
    "instance_id": "obj_3",
    "mask_svg": "<svg viewBox=\"0 0 264 264\" xmlns=\"http://www.w3.org/2000/svg\"><path fill=\"white\" fill-rule=\"evenodd\" d=\"M199 121L201 123L202 132L204 134L203 139L207 140L216 134V131H214L212 126H210L208 123H206V121L203 117H199Z\"/></svg>",
    "mask_w": 264,
    "mask_h": 264
}]
</instances>
